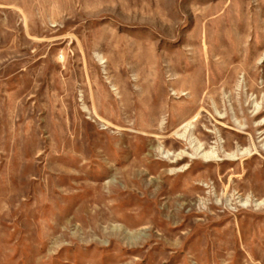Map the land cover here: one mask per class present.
<instances>
[{"label":"rangeland","instance_id":"obj_1","mask_svg":"<svg viewBox=\"0 0 264 264\" xmlns=\"http://www.w3.org/2000/svg\"><path fill=\"white\" fill-rule=\"evenodd\" d=\"M0 264H264V0H0Z\"/></svg>","mask_w":264,"mask_h":264}]
</instances>
